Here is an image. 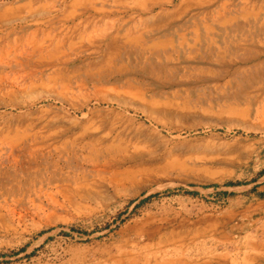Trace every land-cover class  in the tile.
Returning a JSON list of instances; mask_svg holds the SVG:
<instances>
[{"label": "rangeland", "instance_id": "rangeland-1", "mask_svg": "<svg viewBox=\"0 0 264 264\" xmlns=\"http://www.w3.org/2000/svg\"><path fill=\"white\" fill-rule=\"evenodd\" d=\"M263 259L264 0H0V264Z\"/></svg>", "mask_w": 264, "mask_h": 264}, {"label": "bare ground", "instance_id": "bare-ground-1", "mask_svg": "<svg viewBox=\"0 0 264 264\" xmlns=\"http://www.w3.org/2000/svg\"><path fill=\"white\" fill-rule=\"evenodd\" d=\"M124 36V35H123ZM122 36V37H123ZM48 37V36H47ZM110 38L109 39H111V37L112 36H109ZM125 37V36H124ZM140 37V36H139ZM129 38V37H128ZM142 38V37H141ZM113 39H115V38H113ZM116 39H120V38H116ZM52 40V39H51ZM133 40H134V38H133ZM142 40H144L143 38H142ZM141 40V41H142ZM134 41H136V40H134ZM109 42V41H108ZM112 42H113V40H112ZM136 43V42H135ZM20 45V44H19ZM74 44L72 43V46H73ZM110 45H112L111 43H110ZM65 46V43H63V41H58L57 43L55 42V44H53L52 45V47L53 48H55V49H60V48H62V47H64ZM69 46H70V44H69ZM45 47V44H44V42H38L37 41V39L36 38H34V36H32V37H30L29 39H27L26 40V42L23 44V48L24 49H34V48H44ZM75 47V46H74ZM113 48H115V47H113ZM113 50V49H112ZM120 50V49H119ZM115 52V51H114ZM110 53H111V51H110ZM116 53V52H115ZM121 53V52H120ZM110 57H111V55H110ZM117 59V58H116ZM117 64V63H116ZM103 65V64H102ZM105 67V66H104ZM115 69V68H114ZM122 71V70H121ZM128 71V70H127ZM102 72V71H101ZM114 72V71H113ZM113 72H111V73H113ZM106 74H107V72H106ZM106 74H103V75H105V76H102L101 77V81H103V80H105V78H106ZM119 74V73H118ZM113 75V74H112ZM13 85H14V83H13ZM39 85V84H38ZM45 85V84H44ZM40 86V85H39ZM97 86V85H96ZM132 86V85H131ZM4 87V86H3ZM30 90H31V88H29ZM33 89V88H32ZM10 92V91H9ZM19 94V93H18ZM25 95V94H24ZM35 97V96H34ZM105 97V96H104ZM24 99V98H23ZM104 99V98H103ZM45 100H47V99H45ZM41 101V100H40ZM29 102V101H28ZM23 103V102H22ZM21 103V104H22ZM109 103V102H108ZM118 103V102H117ZM29 104V103H28ZM19 105V104H18ZM17 105V106H18ZM23 105V104H22ZM25 105V104H24ZM36 105V104H35ZM103 105V104H102ZM11 106V105H10ZM21 106V105H20ZM29 106V105H28ZM119 106V105H118ZM117 106V107H118ZM32 107V106H31ZM111 107V106H110ZM105 108H107V107H105ZM10 109V108H9ZM17 109V108H16ZM28 109V108H27ZM26 109V110H27ZM122 109V108H121ZM114 110V109H113ZM18 111V110H17ZM19 111H20V109H19ZM27 111H29V110H27ZM106 111H108V110H106ZM22 112V111H21ZM125 112V111H124ZM128 112V111H127ZM130 112V111H129ZM24 113V112H23ZM109 113V112H108ZM121 113H123V112H121ZM107 114V113H106ZM114 114V113H113ZM22 115V114H21ZM110 115H112V114H110ZM126 116V115H125ZM124 116V117H125ZM115 117V116H114ZM127 117V116H126ZM133 118V117H132ZM118 119V118H117ZM119 119H120V117H119ZM125 120V119H124ZM128 120V119H127ZM111 121V120H110ZM110 121H109V123H110ZM114 121V120H113ZM112 122V121H111ZM124 122V121H123ZM128 124V123H127ZM118 127V126H117ZM136 128V127H135ZM154 128H156V127H154ZM113 129V128H112ZM138 129V128H137ZM146 129V128H145ZM132 130V129H131ZM135 131V130H134ZM138 131L140 132V133H144V128L142 127V126H140L139 127V129H138ZM154 131V130H153ZM147 132V131H146ZM153 133V135L154 134H156V133H154V132H152ZM160 133V132H159ZM158 133V134H159ZM178 133V132H177ZM179 135V134H178ZM182 135V134H181ZM158 136V135H157ZM157 138V137H156ZM171 138H172V135H171ZM152 139V138H151ZM183 139V138H182ZM158 140H160V139H158ZM181 140V139H180ZM186 140V139H185ZM99 144H103V143H106L104 140H99V141H97ZM149 142V141H148ZM185 142V141H184ZM189 142V141H188ZM187 143V142H186ZM202 143V142H201ZM73 144H75V143H73ZM94 145V144H93ZM119 145V144H118ZM187 145H189L188 143H187ZM120 146V145H119ZM119 146H115L114 144H110V145H105L104 144V146L103 147H101L100 148V145H99V147H96V145H94V146H92L91 147V150H90V157L89 158H93V159H96L97 161L98 160H100V162L103 160V163L104 164H107V163H110V160L112 161V160H117V159H120L121 158V152H123L122 151V149L119 147ZM243 146V145H242ZM74 147V146H73ZM142 147V146H141ZM140 147V148H141ZM170 149V148H169ZM124 154V153H123ZM168 154H169V156L171 157V156H175V152L174 151H170V152H168ZM70 155H72V154H70ZM123 156V155H122ZM180 156V155H179ZM172 157V158H173ZM176 164V163H175ZM174 163H170V165H171V168H173V166L175 165ZM170 168V169H171ZM166 169H167V167L165 166V168H163V170L164 171H166ZM169 171V170H168Z\"/></svg>", "mask_w": 264, "mask_h": 264}, {"label": "crops", "instance_id": "crops-1", "mask_svg": "<svg viewBox=\"0 0 264 264\" xmlns=\"http://www.w3.org/2000/svg\"><path fill=\"white\" fill-rule=\"evenodd\" d=\"M260 264H264V259L261 261V263Z\"/></svg>", "mask_w": 264, "mask_h": 264}]
</instances>
